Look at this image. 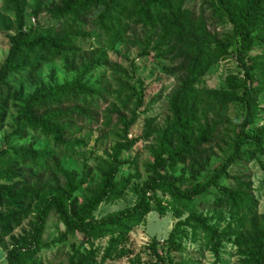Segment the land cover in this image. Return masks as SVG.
Returning a JSON list of instances; mask_svg holds the SVG:
<instances>
[{
	"label": "trees",
	"instance_id": "trees-1",
	"mask_svg": "<svg viewBox=\"0 0 264 264\" xmlns=\"http://www.w3.org/2000/svg\"><path fill=\"white\" fill-rule=\"evenodd\" d=\"M2 1L5 6L12 2L16 6L18 34L10 36L12 47L0 70V92L4 87L10 89L9 77L27 69L31 59L35 61L31 67L36 71L49 60L65 57L68 70L76 74L72 82L54 87L44 85L32 93L19 92L14 96L19 108L16 125L8 134L6 146L0 150V171H3L0 172V210L6 206L28 215V208L36 200L37 214L32 233L22 237L8 251V264H41L36 257L59 241L45 240L53 214L62 221L67 233L76 238L80 236L86 242L109 238L101 262L90 254L72 259L69 264H105L114 256L130 258L131 264H142L140 259L136 263L131 258L129 234L149 213L156 211L162 217L167 214L169 204H164L159 192L169 194L171 204L180 207L182 212H191L193 217L199 218V226L211 232L212 237L216 232L207 227L209 220L195 213L199 204L212 207L211 219L225 212L240 216L241 230H245L251 220V228L237 238L239 245L248 248L243 264H264V216H259L255 197L250 194L251 183L242 175L247 164L264 155V126L253 127L264 97V55L250 57L258 49L264 52V0H208L213 14L220 19L226 18L232 26V36L226 40L207 30L206 21L189 6L192 0H60L59 3L37 0L40 4L51 2L49 13L58 26L61 25L55 31L38 34L34 33L38 28L25 31L23 14L27 0ZM146 31L159 32L157 49L159 52L166 49L175 65L167 73L180 74V87L171 101L174 121L153 149V163L148 166L152 176L142 188L140 201L97 219L95 213L100 206L119 200L131 185V179L117 178L120 168L128 163L119 159L141 139H130L129 134L137 122L138 111L145 104V89L140 96L132 94L125 101L124 89L118 85L124 74L116 73L113 78L101 75L105 65L112 64L110 55L114 52L98 49L97 55L79 65L75 62L80 52L77 44L96 32L102 38L109 37L111 44L125 39L141 41L142 36L149 40ZM136 45L144 49V54L148 53V46ZM235 46L243 74H231L227 79L229 89L213 90L207 96L224 105L245 106L246 119L235 138L233 151L222 166L206 182L184 190L163 170L175 169L196 158L209 142L208 125L199 130L196 127L200 123L199 116L203 118L206 114L201 99L205 95H201L203 91L197 84L214 65L226 60ZM124 73L128 76L127 71ZM134 102L137 104L131 109ZM120 104L125 110H120ZM127 112L131 113L130 118ZM115 115L118 116L116 125L113 124ZM72 120L91 127L102 122L104 128L122 130L120 141L113 148L112 166L102 177H96L88 167L83 178L78 179L76 173L60 165L62 157L86 148L83 141L69 134L71 123L66 122ZM31 134L46 142V147L17 144ZM5 156L12 160L5 161ZM59 174L65 179L64 187L46 191L49 180L44 179ZM35 180L37 183L43 181L44 187L30 185ZM83 192L87 195L80 208L72 210L71 204ZM19 216L0 211V228L5 236L11 234ZM184 232L178 227L174 229L165 240V246L155 239L145 250L152 257L151 264H177L173 253L180 250ZM219 246V242L214 246L215 252Z\"/></svg>",
	"mask_w": 264,
	"mask_h": 264
},
{
	"label": "rangeland",
	"instance_id": "rangeland-1",
	"mask_svg": "<svg viewBox=\"0 0 264 264\" xmlns=\"http://www.w3.org/2000/svg\"><path fill=\"white\" fill-rule=\"evenodd\" d=\"M59 2L60 0H56V3ZM50 6L51 2L40 4L37 0H27V7L23 14L26 32H30L32 28H38L39 31L34 32L38 34L60 28L61 25L58 26L57 21L49 13ZM189 6L195 9L198 17H202L206 21L208 31L217 34L221 40L231 38L232 26L226 18L220 19L213 14L208 0H192ZM17 34L16 6L13 2L5 6V2L0 0V70L10 54L12 47L10 36ZM146 34L150 36L149 40H144L145 38L142 36L141 41L125 39L111 44L109 37L102 38L100 37L101 34L96 32L88 39L79 40L77 44L80 52L75 62L79 65L97 55L98 49L114 52L110 55L112 64L105 65L101 75L106 74L109 78H113L116 73L124 74L119 79L118 82L121 83L118 85L124 89L125 101L132 94L140 96L142 90L145 89V104L138 111L137 122L129 134L130 139H141L130 150L123 152L119 159V161H127L128 163L120 168L117 178L131 179V185L119 200L102 204L95 213L97 219L132 207L140 201L142 188L152 176L148 166L153 163V149L157 145L158 139L174 121L171 101L180 87V74L167 73V70H171V67L174 68L175 65L171 62V54L167 53L166 49L162 52L157 49L159 32L146 31ZM136 43L141 44V46H148V53L144 54V49L136 47ZM236 50L237 46L232 49L231 55L226 60L214 65L197 84V88L203 91L201 95H205L201 99L203 101L202 108L206 110V114L203 118L201 115L199 116L200 123L196 127L199 130L202 126L208 125L211 134L209 142L203 146V152L189 162L177 165L175 169L163 170V173L173 177L184 190L206 182L222 166L233 151L235 138L240 131L241 124L246 119L247 109L245 106L241 104L224 105L213 97L207 96V93L213 90L229 89L227 79L231 74H243L238 65ZM116 52L117 54H115ZM263 55L264 52L258 49L250 57L261 58ZM72 62L73 60L70 59V63ZM34 63V59H31L27 69L11 75L8 80L10 89L4 87L3 91L0 92V150L6 146L8 134L13 131L16 125L19 108L14 100L15 94L19 92L32 93L44 85L49 87L62 85L72 82L76 76L75 73L68 70L69 65L65 57L49 60L36 71H33L31 67ZM132 63L134 67L131 66ZM124 71H127L128 76L125 75ZM260 103L261 112L253 124L254 128L264 126V97ZM136 104L137 102H134L131 109L135 108ZM120 110H125L124 105L120 104ZM126 115L128 118L131 117L129 112ZM115 117L114 125L118 124V116L115 115ZM66 123H71L69 134L75 139L83 141L86 148L73 155L62 157L60 165L67 171L76 173L78 179L83 178L88 167L91 168L92 174L96 177H102L112 166L113 148L120 141L118 138L122 135V130L104 128L102 122L94 127L80 122L76 123L75 120ZM119 127L123 129V126ZM198 133L199 131H197V135ZM103 135H106V138H103ZM26 143L46 147V142L32 134L17 142L18 145ZM4 158L5 161L12 160V157L5 156ZM246 167L242 175L246 176L251 183L250 194L255 197L259 216H264V155H259L258 159L247 164ZM232 172H235V169ZM44 180H49L46 191L65 185V179L60 174L51 178L47 176ZM35 181L31 182L30 185L44 187L43 181L40 183ZM86 195L87 192L81 193L78 196L79 199L71 204V209L78 210ZM158 196L163 199L164 204H169V210L164 217L156 211L149 213L141 223L132 229L129 234L128 249L132 252L131 258L134 259V262L137 263L140 259L142 264H151L153 262L152 257L149 252L145 251L147 247L155 239L165 246V240L178 227L185 232L181 237L180 250L173 253L177 264H243L248 248L239 245L237 238L241 232L251 228V220L248 221L247 228L241 230L240 216H232L225 212L221 217L211 219L212 207L208 204H199L196 206L197 211L195 213L209 220L207 227L216 232V236L212 237L211 232H206L199 226V218L193 217V213L182 212L180 207L171 204L169 194L159 192ZM6 203L7 201L4 200L3 204ZM36 206V200L32 201V206L28 208V215L26 213L21 214L14 208L8 209L6 206L1 208L0 211L5 214L16 213L20 216L17 223L12 225L13 230L10 235L5 236L2 228H0V264H8V251L22 237L32 233V223L37 214ZM79 237L76 238L68 234L62 221L58 219L56 214H53L48 223L45 240L57 239L59 241L41 252L36 257L38 262L41 264H69L72 259L90 254H94V258L101 262L108 247L109 238L86 242L87 240L83 241ZM218 242L220 246L215 252L214 246ZM131 262L130 258L114 256L105 264H131Z\"/></svg>",
	"mask_w": 264,
	"mask_h": 264
}]
</instances>
